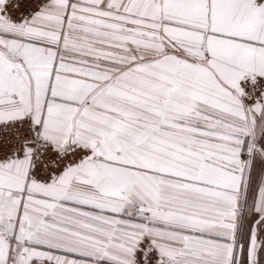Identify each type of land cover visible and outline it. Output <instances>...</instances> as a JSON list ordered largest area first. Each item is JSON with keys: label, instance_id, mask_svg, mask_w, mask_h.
Returning a JSON list of instances; mask_svg holds the SVG:
<instances>
[{"label": "snow or ice", "instance_id": "obj_1", "mask_svg": "<svg viewBox=\"0 0 264 264\" xmlns=\"http://www.w3.org/2000/svg\"><path fill=\"white\" fill-rule=\"evenodd\" d=\"M0 264H264V0H0Z\"/></svg>", "mask_w": 264, "mask_h": 264}]
</instances>
